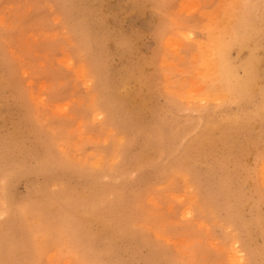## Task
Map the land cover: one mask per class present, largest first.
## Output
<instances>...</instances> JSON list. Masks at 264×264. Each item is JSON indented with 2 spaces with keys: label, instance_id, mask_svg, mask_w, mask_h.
Masks as SVG:
<instances>
[{
  "label": "rangeland",
  "instance_id": "obj_1",
  "mask_svg": "<svg viewBox=\"0 0 264 264\" xmlns=\"http://www.w3.org/2000/svg\"><path fill=\"white\" fill-rule=\"evenodd\" d=\"M0 223V264H264V0H0Z\"/></svg>",
  "mask_w": 264,
  "mask_h": 264
},
{
  "label": "bare ground",
  "instance_id": "obj_2",
  "mask_svg": "<svg viewBox=\"0 0 264 264\" xmlns=\"http://www.w3.org/2000/svg\"><path fill=\"white\" fill-rule=\"evenodd\" d=\"M219 6V5H218ZM13 8V7H12ZM205 9V8H204ZM37 10V9H36ZM78 10V9H77ZM80 10V9H79ZM173 10V9H172ZM198 10V9H197ZM248 11V10H247ZM233 12V11H232ZM233 14V13H231ZM20 15V14H19ZM235 15V14H234ZM176 16V15H175ZM179 16V15H178ZM190 16V15H189ZM226 16V15H225ZM238 16V15H237ZM22 17V16H21ZM60 17V16H59ZM250 18V17H249ZM9 19V17H8ZM18 19V18H17ZM226 19V18H225ZM40 20V19H39ZM3 21V20H2ZM51 21V20H50ZM184 21V20H183ZM231 21V20H230ZM5 22V21H4ZM52 22V21H51ZM173 22V21H172ZM171 22V23H172ZM196 22V21H195ZM193 22V23H195ZM183 23V22H182ZM41 24V23H40ZM233 24V22H232ZM197 25V24H196ZM220 25V24H219ZM234 25V24H233ZM242 25V23H241ZM3 26V25H2ZM7 26V25H6ZM237 26V25H235ZM240 26V24H239ZM238 26V27H239ZM256 26V25H255ZM237 27V28H238ZM66 28V27H65ZM224 28V27H223ZM230 24L226 25L225 32L229 35V40L221 39L218 35L215 36L213 41V49L211 50V55L207 64L210 68V71L215 76V79L220 83L221 89H224L226 92H236L238 95L244 87L247 85V76H239L233 70V67L230 65L227 58V51L232 43H238L240 39L244 36L245 32H238L233 29ZM236 28V27H235ZM240 28V27H239ZM242 28V27H241ZM58 29V28H57ZM20 30V29H19ZM53 30V29H52ZM5 31V30H4ZM50 31V30H49ZM247 33V32H246ZM169 37V36H168ZM197 37V36H196ZM163 38V37H162ZM202 38V37H201ZM227 39V38H226ZM16 40V39H15ZM46 41V40H45ZM15 42V41H14ZM164 44V43H163ZM168 44V43H167ZM185 45V44H184ZM158 50V49H157ZM38 53V52H37ZM103 55V54H102ZM202 67V66H201ZM208 68V69H209ZM25 69V68H24ZM92 70V69H91ZM22 72V71H21ZM93 72V71H92ZM161 74V73H160ZM137 75V74H136ZM171 75V74H170ZM114 77V76H113ZM191 77V76H190ZM18 80V79H17ZM95 80V79H94ZM145 82V81H144ZM213 83V82H212ZM258 84V83H257ZM145 86V85H144ZM43 87V86H42ZM101 89V88H100ZM238 92H237V91ZM254 90V89H253ZM151 91V90H150ZM255 91V90H254ZM207 92V91H206ZM179 94V93H178ZM227 94V93H226ZM149 95V94H148ZM176 95V94H175ZM192 95V94H191ZM224 95V94H223ZM251 95V94H250ZM97 96V95H96ZM184 96V95H183ZM225 97V96H224ZM223 97V98H224ZM252 97V96H251ZM100 98V97H99ZM187 100V99H186ZM108 101V100H107ZM111 101V100H110ZM180 101V100H179ZM221 101V100H220ZM235 101V100H234ZM36 102V101H35ZM228 102V100H227ZM97 105V104H96ZM108 106V105H107ZM89 111V110H88ZM258 111V110H257ZM188 114V113H187ZM190 114V113H189ZM238 117V116H237ZM214 118V117H213ZM196 119V118H195ZM41 126V125H40ZM179 133V132H178ZM165 134V133H164ZM66 135V134H65ZM169 136V135H168ZM163 137V136H162ZM105 139V138H104ZM116 140V139H115ZM102 142V141H101ZM105 143V142H104ZM199 148V147H198ZM61 149V148H60ZM82 149V148H80ZM170 149V148H169ZM173 149V148H172ZM78 150V149H77ZM76 150V151H77ZM160 150V149H159ZM79 152V151H78ZM193 152V151H192ZM63 153V152H62ZM175 153V152H174ZM56 154V153H55ZM75 154V152H74ZM210 156V155H209ZM213 156V155H212ZM76 158V157H75ZM118 158V157H117ZM82 159V158H81ZM116 159V158H115ZM78 160V159H77ZM113 161V160H112ZM117 161V160H116ZM181 161V160H180ZM74 163V161H73ZM108 164V163H107ZM106 165V164H105ZM158 165V164H157ZM142 167V166H141ZM79 168V167H78ZM111 168V167H110ZM194 169V168H193ZM192 169V170H193ZM87 170V169H86ZM102 170V169H101ZM109 172V170H108ZM85 173V171H84ZM140 173V172H139ZM180 174V173H179ZM86 175V174H85ZM95 175V174H93ZM122 175V174H121ZM167 175V174H166ZM84 177V176H83ZM106 177V176H105ZM131 177V176H130ZM128 178V177H127ZM89 180V179H88ZM129 180V179H128ZM180 180V179H179ZM92 181V180H91ZM146 183V182H145ZM108 184V183H107ZM85 185V184H84ZM106 185V184H105ZM138 187V186H137ZM164 187V186H163ZM230 187V186H229ZM130 188V186H129ZM160 189V188H159ZM162 189V188H161ZM93 193V192H92ZM97 193V191H96ZM170 193V192H169ZM238 193V192H237ZM145 194V193H144ZM174 194V193H173ZM94 195V194H93ZM234 195V194H233ZM85 196V194H84ZM91 196V195H90ZM209 196V195H208ZM235 196V195H234ZM76 198V197H75ZM90 198V197H89ZM181 199V198H180ZM75 200V199H74ZM77 200V198H76ZM83 200V199H81ZM205 200V199H204ZM78 201V200H77ZM2 202V201H1ZM62 202V201H61ZM205 202V201H204ZM226 203V202H225ZM65 204V203H64ZM66 205V204H65ZM108 205V204H107ZM230 205V204H229ZM88 207V206H87ZM91 207V206H90ZM204 207V206H203ZM229 207V206H228ZM71 208V207H70ZM78 208V207H77ZM85 208V207H84ZM73 209V208H72ZM76 209V207H75ZM97 209V208H96ZM78 210V209H77ZM76 210V211H77ZM91 210V209H90ZM4 211V210H3ZM79 211V210H78ZM77 211V212H78ZM96 211V210H95ZM5 213V212H4ZM19 213V212H18ZM101 213V212H100ZM206 213V212H205ZM103 214V213H102ZM201 214V213H200ZM101 215V214H100ZM206 215V214H205ZM208 215V214H207ZM151 216V215H150ZM25 218V217H24ZM53 219V218H52ZM18 221V220H17ZM228 222V221H227ZM83 223V222H82ZM1 224V223H0ZM102 224V223H101ZM229 224V223H228ZM85 225V224H84ZM96 225V224H95ZM87 227V226H86ZM88 228V227H87ZM147 229V228H146ZM80 231V230H79ZM86 231V230H85ZM51 236V235H50ZM103 236V235H102ZM84 237V236H83ZM135 239V238H134ZM77 243V242H76ZM85 243V242H84ZM229 243V242H228ZM147 244V242H146ZM44 246V245H43ZM222 248V247H221ZM68 249V248H67ZM66 250V249H65ZM247 250V249H246ZM69 251V250H68ZM227 252V250H226ZM238 252V251H237ZM92 255V254H91ZM237 258V255L234 254V259ZM3 260V259H1ZM219 261V260H218ZM3 262V261H2Z\"/></svg>",
  "mask_w": 264,
  "mask_h": 264
}]
</instances>
